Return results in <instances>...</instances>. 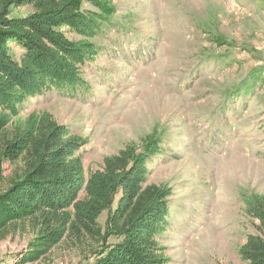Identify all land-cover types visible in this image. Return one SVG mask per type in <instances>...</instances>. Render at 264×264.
<instances>
[{
    "label": "rangeland",
    "instance_id": "1",
    "mask_svg": "<svg viewBox=\"0 0 264 264\" xmlns=\"http://www.w3.org/2000/svg\"><path fill=\"white\" fill-rule=\"evenodd\" d=\"M108 1L115 18L92 40L86 86L46 91L22 115L47 111L83 138L85 178L127 144L158 138L146 183L171 191L168 264H246L238 251L257 231L243 200L264 194V78L245 82L264 70V0ZM32 238L19 230L0 242V264L78 263L67 244L20 262Z\"/></svg>",
    "mask_w": 264,
    "mask_h": 264
},
{
    "label": "trees",
    "instance_id": "2",
    "mask_svg": "<svg viewBox=\"0 0 264 264\" xmlns=\"http://www.w3.org/2000/svg\"><path fill=\"white\" fill-rule=\"evenodd\" d=\"M23 5L32 12L12 17V8ZM114 18L108 0H0V242L31 231L20 262L67 244L79 250L77 264H168L161 241L171 191L146 183L159 139L127 144L85 178L76 155L83 138L47 111L22 115L46 91L86 86L84 70L99 54L92 40ZM263 72L254 71L245 87L261 84ZM243 203L257 233L246 237L239 256L264 264V194L252 193Z\"/></svg>",
    "mask_w": 264,
    "mask_h": 264
}]
</instances>
